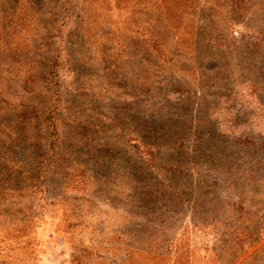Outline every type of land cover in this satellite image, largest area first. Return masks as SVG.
<instances>
[{
    "label": "rangeland",
    "instance_id": "374dc122",
    "mask_svg": "<svg viewBox=\"0 0 264 264\" xmlns=\"http://www.w3.org/2000/svg\"><path fill=\"white\" fill-rule=\"evenodd\" d=\"M0 264H264V0H0Z\"/></svg>",
    "mask_w": 264,
    "mask_h": 264
}]
</instances>
